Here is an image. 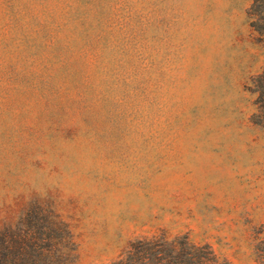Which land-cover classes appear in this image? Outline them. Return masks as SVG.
Masks as SVG:
<instances>
[{"label":"rangeland","instance_id":"374dc122","mask_svg":"<svg viewBox=\"0 0 264 264\" xmlns=\"http://www.w3.org/2000/svg\"><path fill=\"white\" fill-rule=\"evenodd\" d=\"M249 0H0V231L52 211L72 264L186 234L260 264ZM55 234V232L53 233Z\"/></svg>","mask_w":264,"mask_h":264},{"label":"trees","instance_id":"16d2710c","mask_svg":"<svg viewBox=\"0 0 264 264\" xmlns=\"http://www.w3.org/2000/svg\"><path fill=\"white\" fill-rule=\"evenodd\" d=\"M248 25L264 46V0H249ZM253 95L252 121L264 128V65L249 79ZM41 229L7 227L0 231V264H72V242L67 225L52 211L42 217ZM55 232V234H53ZM255 250L264 264V228L256 231ZM108 264H228L207 244H196L186 234L154 233L129 242Z\"/></svg>","mask_w":264,"mask_h":264}]
</instances>
